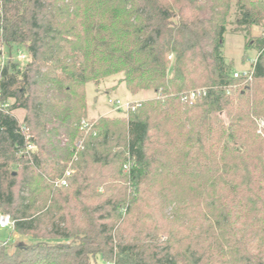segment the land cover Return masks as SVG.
Here are the masks:
<instances>
[{"label":"trees","instance_id":"16d2710c","mask_svg":"<svg viewBox=\"0 0 264 264\" xmlns=\"http://www.w3.org/2000/svg\"><path fill=\"white\" fill-rule=\"evenodd\" d=\"M185 1L188 13L165 0H0V41L31 59L1 74L0 210L18 235L72 240L13 252L5 241L0 264H264V141L251 118L264 116V56L236 87L223 55L234 0ZM235 2L249 50L264 0ZM120 74L131 94L153 91L165 106L94 122L78 151L86 85ZM118 123L125 137H114ZM116 161L131 163L118 189L101 170Z\"/></svg>","mask_w":264,"mask_h":264},{"label":"rangeland","instance_id":"374dc122","mask_svg":"<svg viewBox=\"0 0 264 264\" xmlns=\"http://www.w3.org/2000/svg\"><path fill=\"white\" fill-rule=\"evenodd\" d=\"M172 6L176 12H178L180 9H184L188 13L192 11L190 8L189 3H187L185 0H165ZM206 15H202V17H205ZM237 7L235 0L232 1L230 13L227 18V33L225 35V42H224V48H223V55L228 63H232V70L233 72H237L240 70L248 69L251 64L254 62V60L257 58L258 50H257V40L264 37V26H257L254 27L251 31V34L249 38L254 42V45L251 46V48L246 49L247 44V38L245 36V33H241L237 31ZM20 53H26L25 49L23 47H14V48H8L5 44H3L0 41V55L3 57L4 62L9 63L16 62L17 56ZM27 54V53H26ZM171 57V58H170ZM168 60L170 61L169 67V75H173V67L175 66V56L173 53L169 54ZM21 66L24 67L27 63L26 62H20ZM124 74L116 75L113 77H109L107 79H104L100 82L99 85H96L94 83H89L86 85V99H87V120L90 124L94 122H100L102 119H107L111 122H118L123 120H128L130 110L132 112H135L132 108L134 106H137L136 109H139L143 103L147 101L152 100H161L163 105L165 104V101L167 100V96H160L157 95L153 91H144L137 95L131 94L124 83ZM173 97V95H170ZM120 101L122 104H131L132 108L126 109L122 108L121 110H118L113 103L111 102H117ZM165 106V105H164ZM235 107L238 106V102L235 103ZM223 113V114H222ZM219 116V118L223 121L224 125H227L229 123L228 118V112L225 110L223 111ZM15 116L19 119V121L22 123L25 117V111L24 110H16L14 112ZM252 120L257 126L258 134L261 135L263 141H264V116H251ZM121 124V123H118ZM261 125V127H260ZM171 127V125H170ZM117 128V123H116ZM119 128L121 132L115 133V138H122L124 135L125 137V126L124 124L119 125ZM92 129V127H91ZM90 129V130H91ZM89 130V131H90ZM81 131L82 135L84 136L82 139H80V142L77 144V150L79 151L82 148V144L85 141L86 136L89 134V131L82 130V124H81ZM112 137V135H111ZM59 140L61 141L62 146H65L68 143L69 138L65 135L60 136ZM118 142L117 140H114L115 143ZM113 145V147H114ZM159 145V143H157ZM118 147L115 146V149L113 150V153L117 152L118 150H125L122 143L121 146ZM158 146H156L155 150H158ZM35 151V149H34ZM77 151V152H78ZM38 152V150H37ZM76 157V153L74 155V158L71 160L70 163H68V168H73V162ZM64 164V163H62ZM98 167V166H97ZM131 167L130 161H116L115 163H112L109 167L101 169L104 174H108L110 177L107 180L113 188L116 187H124L127 185L125 182V176L129 174V170ZM121 175L123 177H117ZM113 174V175H112ZM112 175V177H111ZM163 182V181H161ZM173 207V206H172ZM171 208H169L167 211H170ZM7 241L9 244L10 250L13 252L15 248L19 245L24 246H32L39 242L47 241L50 244H61V243H70L72 240H63V239H36L32 236H21L18 235L13 230H5L0 229V243H3ZM99 264H114V262H105L102 259L99 260Z\"/></svg>","mask_w":264,"mask_h":264},{"label":"built area","instance_id":"2783aa9c","mask_svg":"<svg viewBox=\"0 0 264 264\" xmlns=\"http://www.w3.org/2000/svg\"><path fill=\"white\" fill-rule=\"evenodd\" d=\"M1 13H2V9L0 7V15H1ZM262 56H264V48H262V50H260L258 52L257 58L254 60V62L251 64V66L248 69L240 70V71H237L234 73V75H233L234 78L242 80V82L236 87L242 88L244 86H247L253 80L257 61ZM17 61L29 63L31 61V59H30V56L27 55L26 53H20L17 56ZM5 66H6V62H4L3 57L0 55V94H1V78H2L1 74H2V71L5 68ZM202 94H205L204 90H198L197 92H191V93L187 94L183 98V100H184V102H192L193 103ZM228 94H230V91ZM111 103H113V105L118 110H121L123 107L126 109L132 108L131 104H122L120 101L115 102V104H114V102H111ZM8 107H9V104H6L4 106H0V109L8 108ZM136 108H137V106H134L132 109L135 111ZM91 127H92V124H90L88 121L82 122V130H85L87 132L91 129ZM260 127H261V125H260ZM34 149L35 148L33 146L28 147V150H34ZM72 173H73L72 169L68 168L66 170L64 176L56 182V186L57 187H67L68 186V179H69V177H71ZM14 227H15L14 220H12V218L9 215L2 213L0 210V229L14 230Z\"/></svg>","mask_w":264,"mask_h":264}]
</instances>
